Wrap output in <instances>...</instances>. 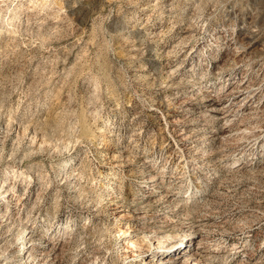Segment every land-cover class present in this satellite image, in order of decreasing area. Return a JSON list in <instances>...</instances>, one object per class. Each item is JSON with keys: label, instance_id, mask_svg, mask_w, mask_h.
I'll return each mask as SVG.
<instances>
[{"label": "rangeland", "instance_id": "374dc122", "mask_svg": "<svg viewBox=\"0 0 264 264\" xmlns=\"http://www.w3.org/2000/svg\"><path fill=\"white\" fill-rule=\"evenodd\" d=\"M0 209V264H264V0H0Z\"/></svg>", "mask_w": 264, "mask_h": 264}, {"label": "bare ground", "instance_id": "6f19581e", "mask_svg": "<svg viewBox=\"0 0 264 264\" xmlns=\"http://www.w3.org/2000/svg\"><path fill=\"white\" fill-rule=\"evenodd\" d=\"M242 79V78H241ZM243 81V80H242ZM236 82V81H235ZM234 83H232V85L229 87L230 88V90L229 91H227V98L225 97L224 99H218V101H217V103L215 104V106H216V108H218L219 109V106L220 105H222L224 108H227V107H229V105L231 104V96L232 95H234V92H233V90H234ZM237 85V84H236ZM242 85V84H241ZM243 88V87H242ZM241 90V89H240ZM250 96V95H249ZM243 98V97H242ZM245 98H247V96L246 97H244L243 99H241V100H239L240 102L239 103H241V104H243L244 106H247L248 104L245 102ZM232 107V106H231ZM205 145H207V144H200L199 146L202 148L203 146H205ZM70 174V173H69ZM66 175H67V173H66ZM67 176H69V175H67ZM72 176V175H71ZM156 179V175H152L151 177H150V180L152 181V180H155ZM6 182V181H5ZM4 182V183H5ZM109 188L110 187H112V185L110 184L109 186H108ZM8 188H9V186H8ZM7 189V188H6ZM5 189V190H6ZM9 190V189H8ZM109 190H112L111 188L109 189ZM8 195H10V194H8ZM14 194H12L11 195V197L8 199L9 200V202H10V200H12V199H14V196H13ZM18 200H20V199H18ZM18 200H16L17 202L16 203H21L20 201H18ZM8 202V203H9ZM15 204V203H14ZM7 206V205H6ZM2 210L3 209H0V216H1V213H2ZM124 209H120V211L116 214V217L117 218H125L126 216H125V212L123 211ZM8 211V210H7ZM13 212V211H12ZM10 213V212H9ZM4 216V215H3ZM2 216V217H3ZM9 216V215H8ZM5 218V217H4ZM13 218V217H12ZM32 227V226H31ZM27 228H29V227H27ZM33 228H35V226H33ZM33 228L32 229H28V231H26V233H25V235H24V242H26V245H25V249L22 251L21 250V253L22 254H24V256H25V259L27 260V263L28 264H33V262L31 261V256H32V248L33 247H31L30 245H28L27 244V242L29 241V240H27V237H30V236H32V234L34 233V231H36V229L35 230H33ZM37 228V227H36ZM156 232H157V230H155V234H156ZM192 234V233H191ZM154 236V235H153ZM152 236V237H153ZM59 237V236H58ZM31 238V237H30ZM57 239V238H56ZM69 239V238H68ZM152 240V239H151ZM205 240H207V237H206V234L204 235V234H199V236L196 238V239H194L193 241H190L187 245H186V247H184L182 250H178V247H177V242H174V244L173 245H171V246H165V248L163 249V250H158L157 252L155 251V253L154 254H148V255H146L145 256V258H144V261H143V264H179V261H181V260H185V259H188V262H190L189 261V259L191 258V257H195V256H197L198 254H199V251H201V249H202V247H204V246H202L203 245V243H204V241ZM64 242L65 241H63V240H61V241H53V240H51V239H47V243H48V245L49 246H51L52 248H55V249H61L63 246H64ZM29 243V242H28ZM209 246V245H208ZM35 247V246H34ZM49 248V247H48ZM65 248H66V246H65ZM214 248V247H213ZM147 249V248H146ZM181 249V248H180ZM49 250V249H48ZM149 250V249H148ZM57 251V250H56ZM62 251V250H61ZM4 252V251H3ZM45 252H46V250H45ZM44 252V253H45ZM63 252V251H62ZM47 254V253H46ZM49 254V253H48ZM52 254V253H51ZM60 254V253H59ZM58 255V253L56 254V256ZM23 256V257H24ZM155 256H156V258H155ZM158 256V257H157ZM248 256H250V255H248ZM185 257H187V258H185ZM55 258V257H54ZM59 258V257H58ZM198 262H200V263H198ZM203 262V261H202ZM190 264H201V260H196L195 262H190Z\"/></svg>", "mask_w": 264, "mask_h": 264}]
</instances>
